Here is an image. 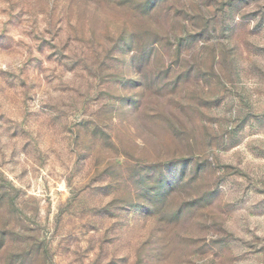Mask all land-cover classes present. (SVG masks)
Masks as SVG:
<instances>
[{
  "label": "rangeland",
  "instance_id": "obj_1",
  "mask_svg": "<svg viewBox=\"0 0 264 264\" xmlns=\"http://www.w3.org/2000/svg\"><path fill=\"white\" fill-rule=\"evenodd\" d=\"M0 264H264V0H0Z\"/></svg>",
  "mask_w": 264,
  "mask_h": 264
}]
</instances>
